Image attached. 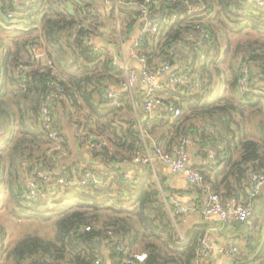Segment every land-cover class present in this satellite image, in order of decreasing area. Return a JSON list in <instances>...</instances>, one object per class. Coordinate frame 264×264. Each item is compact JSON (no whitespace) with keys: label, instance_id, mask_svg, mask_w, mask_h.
Listing matches in <instances>:
<instances>
[{"label":"trees","instance_id":"16d2710c","mask_svg":"<svg viewBox=\"0 0 264 264\" xmlns=\"http://www.w3.org/2000/svg\"><path fill=\"white\" fill-rule=\"evenodd\" d=\"M144 1L120 0L118 9H108L99 0H32L29 5L0 0V17L8 22H23L29 28L36 24L35 18L42 16L39 36L31 34L34 28H29L18 30L12 45L0 40V135L10 133L4 146L8 149V163L0 150V189L5 185L12 189L17 205L13 214L19 219L52 223L53 227L51 236L29 232L18 238L7 248V264H95L99 257L106 262L107 254L114 264H124L127 257L143 252L147 253L146 259L137 264H202L198 254L206 233L202 225L180 232L179 215L173 213L171 201L152 172L133 184L117 167L120 161L132 160L143 147V138L127 95L120 94L123 107L107 97L112 84L122 85L124 74L93 40L101 33L105 18L129 28L139 25L141 10L137 4ZM189 1L203 9L193 11L184 0H150V14L152 19H158L161 31L146 35L140 51L151 69L166 63L172 66L163 79L165 91L160 96L183 112L179 117L165 110L164 116L154 114L152 124L158 121L151 124L150 134L158 133L166 124L168 132L160 138L166 133H175L181 139L196 137L203 147L215 149L218 166L225 165L215 173L223 174V178L220 186L213 183L214 187L224 198L240 201L243 196L250 197L251 173L264 174V5L258 0ZM9 13L13 16L9 17ZM173 15H177L176 21L166 25L165 19ZM190 34L200 41L193 52L177 46ZM235 35H241L236 43L231 40ZM34 45L45 48V60L31 71L17 73L21 63H33ZM47 59L59 69L60 78L52 77ZM239 63L249 65L244 92L239 89ZM196 68L200 71L201 91L170 84L172 74L192 73ZM53 79L63 86L70 106L80 108L91 118L82 123L85 131L108 134L110 145L90 152L113 163V167L101 170L109 176L102 187H58L56 194L40 197L29 205L18 187L20 170L16 166L25 156L46 154L53 145L37 122L40 104ZM226 90L228 95H222ZM60 104L68 117L65 102ZM69 118L73 121V117ZM194 118L203 125H195ZM57 119L62 143L68 149L64 127L58 116ZM245 121L250 122L252 130H258V138L254 137L256 133L248 135ZM74 123L78 131L81 121ZM238 132L239 156L235 157L228 148ZM53 161L52 156L46 159L47 163ZM86 169L89 168L75 171ZM55 170L65 177L75 173ZM210 170H201L208 180L212 178ZM4 238L0 225L1 248Z\"/></svg>","mask_w":264,"mask_h":264},{"label":"built area","instance_id":"2783aa9c","mask_svg":"<svg viewBox=\"0 0 264 264\" xmlns=\"http://www.w3.org/2000/svg\"><path fill=\"white\" fill-rule=\"evenodd\" d=\"M176 1V0H174ZM264 5V0H258ZM17 4L29 5L32 0H15ZM120 0H116L117 6ZM135 3V2H134ZM187 7L193 11H201L203 6L199 4L190 3L189 0H184ZM150 0H145L142 3H138V7L141 10V17L143 21L139 26L136 38L130 48L129 54L123 57L116 48L111 45H105L101 47L109 57L113 65L118 67L124 74V81L121 87L125 92L134 91L139 85L144 86V92L141 97L140 107L134 105L135 112V125L142 133L143 147L137 150L131 160L132 163H145L151 166H155L156 162H160L163 165L169 167L173 173L185 174L188 180L193 185H196L205 194V201L203 205V212L206 215L218 216L224 224L231 221H237L239 223H245L250 217V208L248 205L235 198H224L219 193L212 182L206 179L204 173L189 165V144L191 143L190 136L183 137L178 147L175 150H168L160 145H155L154 148L148 143L147 132L145 129V121L147 115L153 117L156 110L163 107L173 117H179L183 112L182 109L176 106L172 101H167V98L160 96L165 91L164 80H160L161 76H165L172 70V66L168 63L162 65L159 68L151 69L148 66L147 58L140 51V46L146 35L157 34L161 31L158 19H152L150 14ZM116 6V8H117ZM111 9V8H110ZM118 9V8H117ZM9 17L13 15L9 13ZM177 19V15L168 17L165 19L166 25H171ZM33 28H39L34 26ZM194 43V46H193ZM200 41L198 37L190 34L184 42L178 43V47L188 49L189 52H193L198 48ZM35 55L33 63H21L17 69V73L31 71L33 68L42 64V60H45V48L40 45H34ZM192 58V57H191ZM134 63H138L139 69L133 67ZM47 65L52 73L53 78H60V71L54 65V62L47 59ZM239 67L242 72V76L239 79V89L241 92L247 90L249 79V65L246 63H239ZM200 71L196 68L192 73L172 74L169 78V82L172 85H185L189 86L193 92L201 91L202 82L200 80ZM160 92V93H159ZM107 97L113 100L117 104H122L120 94L116 91L109 90ZM65 102L69 112L68 115L74 119H81L86 117V114L78 107H71L69 96L64 93L63 86L57 79L51 81L50 90L43 96L42 102L38 110V126L53 142L46 154L39 156H25L21 161L22 180L23 187L21 189L22 196L27 204H31L34 200L40 197H47L57 193L58 187L64 189H71L78 186H88L89 184L102 185L106 182L108 172H97L94 170L86 169L75 171L73 176L65 177L59 176L54 172L52 166L56 167L57 164L63 163L70 156L69 150L63 145V139L60 135L59 124L57 116L61 107V102ZM66 109V108H65ZM64 109V110H65ZM145 115V116H144ZM83 121V120H79ZM150 121V120H149ZM148 121V122H149ZM79 145L86 150H93L101 148L104 145H110L108 134L101 133L97 130L94 132L85 131L83 125L78 130ZM52 156L54 161L47 163L46 159ZM209 162L208 166L211 171L218 165V159L216 158L215 149L210 147L208 149ZM129 183H137L141 176L136 174H125ZM251 189L250 198H254L264 187V174L251 173ZM174 214H187L194 210L193 205H184L179 200L174 199L171 201ZM91 227H87L90 230ZM218 252L227 256H232L236 259L239 257V246L233 241L218 247ZM213 253L212 245L209 241V233L206 232L201 239V246L199 249V257H208ZM147 253H134L127 257L124 264H137L136 261L142 262L146 259ZM95 264H106L102 258H97Z\"/></svg>","mask_w":264,"mask_h":264},{"label":"crops","instance_id":"0c3cea01","mask_svg":"<svg viewBox=\"0 0 264 264\" xmlns=\"http://www.w3.org/2000/svg\"><path fill=\"white\" fill-rule=\"evenodd\" d=\"M101 5L104 7L107 5V8H116L117 3L116 0H99ZM119 14V13H118ZM41 18L42 16L35 18L34 21L36 24L29 28H33L34 26H37L40 28L41 25ZM6 18L1 19L0 17V40H2L3 44L12 45L13 41L19 36L18 30H26L28 26L24 24L23 22L20 23H13L8 22L5 20ZM103 21V24H101V33L94 36L93 42L96 43L97 47L101 48L105 45H111L114 48L117 49V51L123 56L126 57L129 54L130 48L136 38L137 32L139 30V26L141 22L143 21V18L141 17V22L138 24H135L133 28L127 27V25H120L119 22L116 20H107ZM39 28H34L33 31H31V34L35 36H39L40 30ZM114 28L116 29L115 31ZM43 47V46H41ZM139 64L134 63L133 67L139 69ZM165 76H161L160 80L164 79ZM112 90L118 92L119 94L125 93L129 100H131L132 106H140L141 97L144 92V86L139 85L137 88H134V91L125 92L123 88L120 86H116V84H112ZM224 96L228 95V91H223L221 93ZM220 94V95H221ZM238 97H240L238 95ZM124 103L120 104L119 106L123 107ZM125 106V105H124ZM134 111V110H133ZM129 113L131 111H128ZM155 115H163L164 116V108L161 107L156 110ZM145 116V115H144ZM151 115H147L145 125H146V132L147 137L149 140V145L151 148H154L155 145L159 144L160 146H163L164 148H171L168 150H174L178 146L179 141H181V136H177L175 133H166V135L161 136L162 133L166 132L168 130L167 125L160 126V130L158 129V133H155L154 135L150 134V130L152 126L158 121H154L152 124V121L149 118ZM165 117H168L165 115ZM89 118L84 117L79 120H83L81 122V128L83 127L82 123L89 122ZM77 119L73 118V121L70 120L69 115L68 117L65 116V114L60 116V123L64 127V133L67 137V147L70 152V156L67 160L63 161V163H59L56 165V172L60 173V171L67 169L68 172L75 171L77 168H89L90 170H94L97 172H101V170H104L106 167H113V163H107L105 162L101 156H94L89 150H86L84 148H81L79 145V134L77 131L78 125H75L74 121L76 122ZM150 120V121H149ZM201 120H203L201 118ZM149 121V122H148ZM195 125L202 126L203 124L201 121H198L197 119H193L192 121ZM247 124V130L249 136L253 133H256L258 130L254 127L252 130L251 124L248 121H245ZM35 124V122L33 121ZM152 124V126H151ZM150 129L148 130V128ZM168 132V131H167ZM258 133H256L255 138H258ZM10 138V133H6L5 135H0V150L4 151V155H7L8 149L4 146L6 145L7 141ZM160 138V141L158 142V139ZM8 139V140H7ZM239 139V132L236 135H233L232 142L230 143L229 153H232L233 156L237 157L239 156V149L237 147V141ZM221 148H223V145H220ZM210 147L206 148L203 147L199 141V139L194 137L191 139V143L189 144V165L196 169L201 170H207L209 168L208 162H209V156H208V149ZM5 149V150H4ZM7 160V159H6ZM21 161L16 166V169H19V176L22 175V169H21ZM9 161L7 160V163ZM218 165H220L218 163ZM216 166L215 170H210V174L212 175L211 182L212 184L216 183V185L219 184L222 181L223 174H215L218 173V171L222 170L224 168V163L221 164V166ZM117 167H121L123 171L126 174H136L139 176H144L146 174H149L151 171L154 179L158 182L159 186L162 187L161 189L165 190L164 196L166 198H169V201H173L174 199L179 200L184 205H193L194 210L187 213V214H177L179 215L178 220V229L180 232L184 233L188 229L194 227L195 225H202L201 227L205 229L206 232L209 233V241L213 248V253L209 255L208 257L201 258L200 261L202 264H264V187L261 189V191L257 194L254 198H248V197H242L241 202H244L246 205L250 208V217L245 223H239L237 221H231L227 224H224L221 219L218 216L215 215H206L203 212V205L205 201V194L201 191L199 187L196 185H193L189 182L187 175L185 174H176L171 171V169L165 165H163L160 162H156L155 166H151L145 163H132L131 161H120L117 163ZM219 167V168H218ZM116 172H113V176ZM21 174V175H20ZM22 177V176H21ZM213 184V185H214ZM6 186V192L11 191L12 189L10 186ZM16 186V183H15ZM4 189V188H1ZM0 189V193L2 190ZM4 193V192H3ZM12 201H0V213H6L7 217L6 220L0 219V225H2V230L5 233L4 240L6 241L8 238L11 237L9 235L8 227L9 225H6L7 221L8 224L9 221L13 224H19L18 222H23L24 220L19 219V217L15 216L13 214V210L17 209V205L14 202L13 197L10 198ZM171 204V203H170ZM11 216V217H10ZM1 217V216H0ZM11 218V219H9ZM8 219V220H7ZM177 219V218H176ZM25 221H31V220H25ZM8 231V235H7ZM7 235V237H6ZM17 237V236H15ZM1 240V239H0ZM11 240H13L11 238ZM9 241V243L5 242L1 248L0 246V264H7V248H9L13 243H15L16 238L14 241ZM235 241L239 246V257L238 259L227 256L225 254H221L218 252V247L230 242ZM5 247V249H4ZM263 254L261 258L259 256ZM106 264H114L113 261L110 258V255L107 254L106 257ZM199 261V262H200ZM204 261V263L202 262Z\"/></svg>","mask_w":264,"mask_h":264},{"label":"rangeland","instance_id":"374dc122","mask_svg":"<svg viewBox=\"0 0 264 264\" xmlns=\"http://www.w3.org/2000/svg\"><path fill=\"white\" fill-rule=\"evenodd\" d=\"M2 19V18H1ZM241 35H235V36H232V41H235V43L241 38L240 37ZM223 65V64H222ZM59 114H58V118H60L61 115L65 114L64 112V109L61 108L59 111ZM128 111L126 110V113ZM66 116V114H65ZM66 134L65 133V139H66ZM46 146L43 147V149L45 148ZM7 157V155H6ZM7 160L9 161L8 157H7ZM21 175V174H20ZM18 187L22 189L23 187V180H22V177L20 176L19 178V181H18ZM4 189H1L2 192L0 193V201H12L10 198L12 196V191H9V192H6V187H3ZM162 188V187H160ZM4 192V193H3ZM0 219L1 220H6V213H0ZM11 217V216H10ZM11 219V218H9ZM176 219V218H175ZM8 220V219H7ZM10 224H8V221L6 223V225H9L8 227V231H9V235H11L10 238H8L5 242L9 243V241L11 240V238L13 240L11 241H14V239L16 238V240L18 238H21L22 236H24L26 233H34V232H38L40 233L41 235H44V236H51L52 234V230H53V227H52V223H45V222H40V221H23L22 223L21 222H18L19 224H13L9 221ZM8 231H7V235H8ZM6 235V237H7ZM8 235V237H9ZM17 236V237H15Z\"/></svg>","mask_w":264,"mask_h":264},{"label":"bare ground","instance_id":"6f19581e","mask_svg":"<svg viewBox=\"0 0 264 264\" xmlns=\"http://www.w3.org/2000/svg\"><path fill=\"white\" fill-rule=\"evenodd\" d=\"M158 145V144H157Z\"/></svg>","mask_w":264,"mask_h":264}]
</instances>
